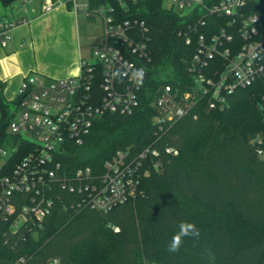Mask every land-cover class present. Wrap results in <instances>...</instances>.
I'll use <instances>...</instances> for the list:
<instances>
[{"label":"trees","instance_id":"obj_1","mask_svg":"<svg viewBox=\"0 0 264 264\" xmlns=\"http://www.w3.org/2000/svg\"><path fill=\"white\" fill-rule=\"evenodd\" d=\"M21 0H0L11 7ZM24 1V0H23ZM221 0H203L211 8ZM109 4L118 22H136L147 42L150 62L140 105L130 115L105 114L82 146L66 155L71 170L103 171L117 151L132 157L147 148L148 158L135 194L107 212L81 204L65 191L55 200L41 228L25 239L9 242L0 231L3 264H264V77L226 95L224 108L210 107L211 96L200 95L190 114L164 124L155 121L153 105L159 90L180 93L198 84L189 64L200 47L226 30L234 35L225 47L240 49L245 40L232 30L233 18L196 7L182 14L163 0H90L91 8ZM237 24L257 17L255 40H264V0H246ZM89 17H94L89 16ZM143 23V27L140 24ZM146 29V31L144 30ZM187 40H190L187 43ZM216 56L203 70L206 77L225 69ZM0 82V106H9ZM177 151L168 154L166 149ZM261 151V155L258 151ZM159 162L158 169L152 162ZM194 223L196 236L183 239L169 252L179 223Z\"/></svg>","mask_w":264,"mask_h":264},{"label":"built area","instance_id":"obj_2","mask_svg":"<svg viewBox=\"0 0 264 264\" xmlns=\"http://www.w3.org/2000/svg\"><path fill=\"white\" fill-rule=\"evenodd\" d=\"M163 1L169 9L179 7L191 12L203 7L210 13L230 16L232 30L241 33L245 43L236 52L225 47L234 39L226 30L209 42L200 37L199 50L189 64L198 88L185 93L171 86L159 90L153 105L157 111L155 121L161 128L190 114L202 94L211 96L210 107L222 109L226 95L264 77V40L254 39L258 18L246 17L240 25L236 22L246 0H221L211 8H206L203 0ZM70 3L76 13L85 9L88 16L102 17L104 39L90 49L95 62L80 59L77 75L45 80L36 73L29 74L17 96L7 101L9 106H0V231L6 242L12 238L18 243L25 239L26 232L41 228L61 191L78 195L81 204L101 212L125 203L135 194L141 176L149 175V170H143L147 159L159 156L151 148L136 157L127 150L117 151L104 163L100 174L91 167H67L69 147L82 146L98 119L105 114L130 115L139 107L150 62L145 36H141L136 22H118L109 4L91 8L78 7L76 0ZM43 4L44 12L57 5L51 0H43ZM13 26L0 22L3 47L9 43ZM216 56L226 61L225 69L206 77L203 70ZM137 69H143L141 78L134 77ZM166 151L177 154L175 149ZM151 166L158 169L160 163L154 161Z\"/></svg>","mask_w":264,"mask_h":264},{"label":"crops","instance_id":"obj_3","mask_svg":"<svg viewBox=\"0 0 264 264\" xmlns=\"http://www.w3.org/2000/svg\"><path fill=\"white\" fill-rule=\"evenodd\" d=\"M44 12L43 0H21L11 7L0 5V22L13 24L7 46L0 43V82L4 97L13 100L23 79L38 74L45 80H60L80 71L83 48L75 29L76 12L70 0Z\"/></svg>","mask_w":264,"mask_h":264},{"label":"rangeland","instance_id":"obj_4","mask_svg":"<svg viewBox=\"0 0 264 264\" xmlns=\"http://www.w3.org/2000/svg\"><path fill=\"white\" fill-rule=\"evenodd\" d=\"M90 0H76V5L82 7L89 5ZM168 3H165V7H168ZM75 17V29L77 35V41L80 47L83 48L82 58H85L88 62H95V58L91 54V47L99 45L103 42V20L102 17L96 14L94 17H89L85 9H78ZM174 11L182 14L190 12V9H180L175 7ZM258 153L261 155V151Z\"/></svg>","mask_w":264,"mask_h":264},{"label":"clouds","instance_id":"obj_5","mask_svg":"<svg viewBox=\"0 0 264 264\" xmlns=\"http://www.w3.org/2000/svg\"><path fill=\"white\" fill-rule=\"evenodd\" d=\"M143 74H144L143 69H137L136 72L134 73V77L141 78ZM120 75H124V74L114 73V76H120ZM178 227H179L178 232H176L171 238V242L168 247L169 252L178 251L185 237L196 236L199 234V230L197 229L194 223L181 221Z\"/></svg>","mask_w":264,"mask_h":264}]
</instances>
